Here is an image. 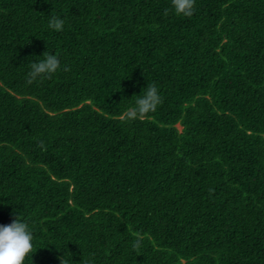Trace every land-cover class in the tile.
I'll use <instances>...</instances> for the list:
<instances>
[{"label": "trees", "instance_id": "16d2710c", "mask_svg": "<svg viewBox=\"0 0 264 264\" xmlns=\"http://www.w3.org/2000/svg\"><path fill=\"white\" fill-rule=\"evenodd\" d=\"M45 51L60 69L27 84ZM153 83L163 102L126 122ZM14 215L34 236L24 264H264V0L190 17L0 0V226Z\"/></svg>", "mask_w": 264, "mask_h": 264}, {"label": "clouds", "instance_id": "9594fccd", "mask_svg": "<svg viewBox=\"0 0 264 264\" xmlns=\"http://www.w3.org/2000/svg\"><path fill=\"white\" fill-rule=\"evenodd\" d=\"M195 2L196 0H171V10L177 16L190 17L194 14ZM168 11V9L165 10V15L168 14ZM63 26L64 20L57 16H50L48 19L49 29L60 32L63 30ZM59 69V57L56 54H50L45 51L41 58L36 59V62L30 63V71L27 73L26 83L31 85L37 80L50 79ZM63 70L70 71L68 67ZM133 97H135V101L126 113V122L146 119L149 113L155 112L158 105L163 102L154 83L148 84L144 88L142 95H133ZM38 147L44 149L42 141L38 144ZM14 217L9 225L0 226V264H24L25 257L33 252V233L29 230L26 222H22L15 215ZM132 246L133 250H138L141 247L140 233H136V239ZM59 261L60 264H69V261L65 259V255L59 257ZM82 264H89V262L82 261Z\"/></svg>", "mask_w": 264, "mask_h": 264}]
</instances>
